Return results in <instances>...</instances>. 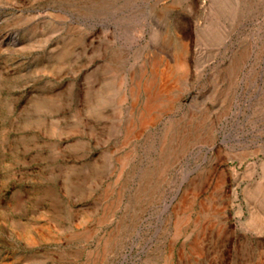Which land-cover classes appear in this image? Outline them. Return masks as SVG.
I'll use <instances>...</instances> for the list:
<instances>
[{
  "label": "rangeland",
  "instance_id": "rangeland-1",
  "mask_svg": "<svg viewBox=\"0 0 264 264\" xmlns=\"http://www.w3.org/2000/svg\"><path fill=\"white\" fill-rule=\"evenodd\" d=\"M263 186L264 0H0V264H264Z\"/></svg>",
  "mask_w": 264,
  "mask_h": 264
},
{
  "label": "bare ground",
  "instance_id": "bare-ground-1",
  "mask_svg": "<svg viewBox=\"0 0 264 264\" xmlns=\"http://www.w3.org/2000/svg\"><path fill=\"white\" fill-rule=\"evenodd\" d=\"M181 40H182V39H181ZM185 44H186V43H185ZM188 49H189V48H188V46L186 45V46H185V51H184V53H186V52L188 53V52H189ZM185 56H186V55H185ZM176 57H177V56H176ZM182 58H183V57H182ZM182 58H181V59H182ZM183 59H184V58H183ZM183 59H182V61H183ZM178 60H179V59H178ZM167 61H168V60H167ZM176 62L178 63V61H176ZM158 63H159V61H158ZM158 63H157V60H156V62H154V65H156L155 68L157 67ZM180 63H181V62H180ZM182 63H183V62H182ZM168 64H169V63H168ZM173 64H174V63H173ZM165 65H166V64H165ZM166 66H167V65H166ZM178 66H179V65H178ZM167 67H168V66H167ZM177 68H179V67H177ZM160 69H161V68H160ZM180 69H182V68H180ZM184 69H185V68H184ZM148 70H149V69H148ZM177 70H178V69H177ZM162 71H163V70H162ZM171 71H172V69H171ZM175 71H176V69H175ZM180 71H181V70H180ZM180 71H179V72H180ZM183 71H184V70H183ZM183 71H182V72H183ZM149 72H150V71H149ZM156 72H157V70H156ZM154 73H155V72H154ZM132 74H133V73H132ZM181 74H182V73H181ZM155 75H156V73L154 74V76H155ZM161 75H162V74H161ZM167 75H168V74H167ZM141 76H142V75H141ZM156 76H157V75H156ZM131 77H132V76H131ZM161 77H162V76H161ZM154 79H155V77H154ZM157 83H158V82H157ZM144 85H145V84H144ZM152 85H153V83L151 84V86H152ZM139 86H140V85H139ZM145 86H146V85H145ZM162 87H163V86H162ZM150 88H151V87H150ZM147 89H148L147 91H149V88H147ZM160 89H161V88H160ZM132 90H133V89H132ZM139 91H140V89H139ZM145 91H146V89H145ZM150 92H151V91H150ZM155 92H156V91H155ZM146 93H147V92H146ZM147 94H148V93H147ZM147 94H146V95H147ZM156 95H159V94L156 93ZM159 96H161V95H159ZM143 97H144V96H143ZM148 97H149V96H148ZM157 97H158V96H157ZM155 98H156V97H155ZM149 99L151 100V97L148 98V101H149ZM135 100H136V99H135ZM153 100H154V99H153ZM164 101H165V100H164ZM147 103H148V102H147ZM162 103H163V102H162ZM146 105H147V104H146ZM155 106H156V105H155ZM133 107H134V106H133ZM147 107H150V110H152V109L154 108V107H153V108L151 109V106H148V105H147ZM147 107H146V108H147ZM147 109H148V108H147ZM147 109H146V110H147ZM154 109H155V108H154ZM135 114H136V113H135ZM152 116H153V115H152ZM152 118H153V117H152ZM144 119H145V118H144ZM187 119H188V118H187ZM145 121H146V120H145ZM185 121H186V120H185ZM147 122H148V121H147ZM147 122H146V123H147ZM141 123H142V125H144L143 123H145V122H141ZM146 123H145V124H146ZM184 124H185V123H184ZM177 129H178V128H177ZM172 130H173V129H172ZM180 132H181V131H180ZM180 132H179V133H180ZM171 134H172V133H171ZM168 135H169V134H168ZM169 137H171V136H169ZM176 138H177V137H176ZM178 138H180V137H178ZM173 142H174V141H173ZM175 142H176V141H175ZM175 144H176V143H175ZM177 144H178V143H177ZM173 146H174V145H173ZM170 150H171V149H170ZM169 154H170V153H169ZM168 160H169V159H168ZM198 180H199V178H198ZM196 191H197V190H196ZM263 191H264V186H263ZM183 200H184V199H183ZM186 200H188V199H185L184 201H186ZM184 201H183V202H184ZM185 204H187V203H185ZM207 204H208V203H207ZM201 211H202V210H201ZM202 213H203V212H202ZM206 218H207V217H206ZM196 220H197V219H196ZM200 224H201V223H200ZM183 227H184V226H183ZM177 228H178V227H177ZM181 232H182V231H181ZM200 252H201V251H200Z\"/></svg>",
  "mask_w": 264,
  "mask_h": 264
}]
</instances>
